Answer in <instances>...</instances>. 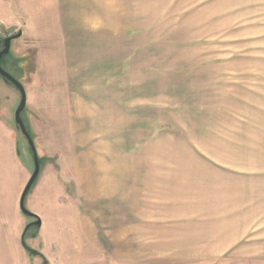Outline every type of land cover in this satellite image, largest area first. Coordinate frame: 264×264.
<instances>
[{
    "label": "rangeland",
    "instance_id": "374dc122",
    "mask_svg": "<svg viewBox=\"0 0 264 264\" xmlns=\"http://www.w3.org/2000/svg\"><path fill=\"white\" fill-rule=\"evenodd\" d=\"M20 31L5 67L27 93L31 191L51 203L33 255L20 234L0 251L264 264V0H0V40Z\"/></svg>",
    "mask_w": 264,
    "mask_h": 264
},
{
    "label": "crops",
    "instance_id": "0c3cea01",
    "mask_svg": "<svg viewBox=\"0 0 264 264\" xmlns=\"http://www.w3.org/2000/svg\"><path fill=\"white\" fill-rule=\"evenodd\" d=\"M2 91L8 93L4 94ZM11 91V87L0 80V112L2 110L3 113V115L0 113V245H4V249H8L7 246L15 247L18 234H20L19 243H21L26 228H23V221L26 217L20 211L19 204L22 192L32 175L28 164L25 163L15 121L12 122V116L8 111L13 109L11 104L16 100V94L18 95L17 92ZM48 189L49 187L43 191L34 189L30 192L32 193L30 204L32 202L33 206L32 208L29 206V210L32 213L40 214V206L38 209L36 206L38 197L41 201L43 196L45 204L51 203L49 194L42 195ZM0 263L24 264V255L10 253L7 250L0 251Z\"/></svg>",
    "mask_w": 264,
    "mask_h": 264
},
{
    "label": "water",
    "instance_id": "95a60500",
    "mask_svg": "<svg viewBox=\"0 0 264 264\" xmlns=\"http://www.w3.org/2000/svg\"><path fill=\"white\" fill-rule=\"evenodd\" d=\"M22 35H23V31H20L16 35L8 36L3 40V50L0 52V76L5 81L12 84L20 93V102L14 111V121L16 124L17 131L26 138V140L29 144V148L31 151L30 153L32 155V159H33V163H34V170L32 172V175H31L27 185L25 186V188L22 192V195L20 198V204H19L20 211L22 212V214L28 219H34L35 220L32 223H29L28 226L25 228V231H24L22 239H21L22 247L26 251H28L29 254L33 255L32 250L29 249V247L27 245L26 235H27L29 229L33 226L40 229V227L42 226V221L38 215L32 213L27 208L26 198L29 195L30 191L32 190L33 186L35 185V183H36V181L40 175L41 163H40L39 155H38L34 140L31 136L30 132L28 131V129H27V127L23 121V118H22V113L25 111V109L27 108V105H28L26 90H25L23 84L20 81H18L12 74H10L8 71H6L2 66V60H4L11 52V45H12L13 40L21 38Z\"/></svg>",
    "mask_w": 264,
    "mask_h": 264
},
{
    "label": "flooded vegetation",
    "instance_id": "af4514ba",
    "mask_svg": "<svg viewBox=\"0 0 264 264\" xmlns=\"http://www.w3.org/2000/svg\"><path fill=\"white\" fill-rule=\"evenodd\" d=\"M7 37V36H6ZM6 37H4V39L6 38ZM4 39H2V40H0V52L3 50V40ZM2 66H3V68L6 70V71H8L7 69H6V65H5V61L4 60H2ZM0 80L1 81H4L5 83H7V85H9V86H11V87H13V85L12 84H10L9 82H7V81H5L1 76H0ZM20 95V94H19Z\"/></svg>",
    "mask_w": 264,
    "mask_h": 264
},
{
    "label": "trees",
    "instance_id": "16d2710c",
    "mask_svg": "<svg viewBox=\"0 0 264 264\" xmlns=\"http://www.w3.org/2000/svg\"><path fill=\"white\" fill-rule=\"evenodd\" d=\"M31 192V191H30Z\"/></svg>",
    "mask_w": 264,
    "mask_h": 264
}]
</instances>
